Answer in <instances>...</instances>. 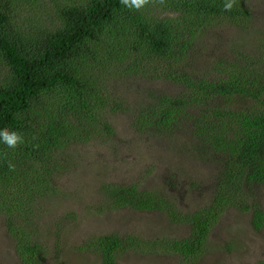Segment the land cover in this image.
Returning a JSON list of instances; mask_svg holds the SVG:
<instances>
[{"label": "trees", "instance_id": "obj_1", "mask_svg": "<svg viewBox=\"0 0 264 264\" xmlns=\"http://www.w3.org/2000/svg\"><path fill=\"white\" fill-rule=\"evenodd\" d=\"M44 1L0 0V131L22 137L15 148L0 142V216L21 264H43L53 253L58 264L57 252L44 240L59 238L62 222L56 231L39 234L28 219L32 205L53 191L64 155L71 156L68 147L99 135L109 139L114 130L102 114L124 113L130 106L136 107L130 126L139 140L188 144L195 160L215 166L212 200L188 212L137 184L105 185L100 196L110 209L160 212L170 225L187 226V234L146 242L110 233L80 251L99 264H118L131 251L193 264L206 253L212 228L226 210L250 213L259 231L264 213L247 188L264 184V29L248 31L255 45L235 51L208 82L181 66L201 34L214 27L212 21L250 28L243 0H234L230 11L224 10L225 0H148L139 10L121 0H48L52 6L45 14L55 25L49 31L32 17ZM122 75L188 88L180 96L151 92L126 106L106 98Z\"/></svg>", "mask_w": 264, "mask_h": 264}, {"label": "rangeland", "instance_id": "obj_2", "mask_svg": "<svg viewBox=\"0 0 264 264\" xmlns=\"http://www.w3.org/2000/svg\"><path fill=\"white\" fill-rule=\"evenodd\" d=\"M243 3L252 21L250 28L236 29L228 21H212L214 27L201 34L181 62L183 70L199 79L200 75L208 82L215 78L213 71L216 68L232 61L235 51L254 44L247 32L255 34L264 29V0H243ZM48 6L52 5L46 0L32 15L38 16L34 23L43 31L55 26L49 21L52 16L45 14ZM187 88L168 81L142 82L135 76L122 75L106 98L115 99L116 104L123 101L129 106L132 99L145 100L151 92L180 96ZM144 91V94L140 93ZM135 108L130 106L124 113L109 111L102 114L112 125L114 134L109 139L99 135L97 140L81 142L74 147L70 145L71 156L68 159L64 155L62 172L53 178V191L47 196H39L32 205L34 214L28 219L31 225L39 226H36L40 228L39 234L56 231L58 222H62L59 238L48 236L44 240L48 241L50 252H57L58 264H99L93 255L85 254L79 248L104 234L131 235L146 242L160 236H186L187 226L170 225L160 212L110 209L100 196L105 185L137 184L143 189L163 193L164 198L171 199L180 210L188 212L207 206L212 200L219 174L215 166L195 160L189 155L188 144L180 147L158 139L144 137L145 140H139L130 126V116ZM182 133L179 136L185 135ZM247 189L250 200L264 213V184ZM250 219V213L226 210L212 228L206 253L193 264H264V221L257 231L251 226ZM5 227L4 218L0 216V264H21ZM54 240H57V248ZM53 256L54 253L43 264H54ZM118 264L185 263L174 255H141L131 251L122 253Z\"/></svg>", "mask_w": 264, "mask_h": 264}, {"label": "clouds", "instance_id": "obj_3", "mask_svg": "<svg viewBox=\"0 0 264 264\" xmlns=\"http://www.w3.org/2000/svg\"><path fill=\"white\" fill-rule=\"evenodd\" d=\"M148 0H121V4L128 9H142ZM234 0H225L224 10L230 11L233 8ZM0 142L6 144L9 148H15L19 143H22V137L16 133H9L7 130L0 131Z\"/></svg>", "mask_w": 264, "mask_h": 264}]
</instances>
